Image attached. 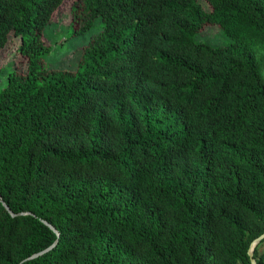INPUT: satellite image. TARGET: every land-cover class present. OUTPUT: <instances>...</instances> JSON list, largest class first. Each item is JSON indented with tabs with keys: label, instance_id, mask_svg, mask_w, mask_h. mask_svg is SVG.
Instances as JSON below:
<instances>
[{
	"label": "trees",
	"instance_id": "obj_1",
	"mask_svg": "<svg viewBox=\"0 0 264 264\" xmlns=\"http://www.w3.org/2000/svg\"><path fill=\"white\" fill-rule=\"evenodd\" d=\"M64 1L0 0V51L13 33L27 62L0 68V264H251L264 0H75L69 38L98 32L53 55ZM204 25L229 44L199 41Z\"/></svg>",
	"mask_w": 264,
	"mask_h": 264
},
{
	"label": "rangeland",
	"instance_id": "obj_2",
	"mask_svg": "<svg viewBox=\"0 0 264 264\" xmlns=\"http://www.w3.org/2000/svg\"><path fill=\"white\" fill-rule=\"evenodd\" d=\"M75 0H65L61 6L53 13L51 24L46 27L44 37L46 45L50 46V53L56 54L58 51H64L72 46H84L90 39V34L95 35L98 32V26H94L91 31L85 33L83 36H75L69 38L73 33V28L70 26L71 13L70 7ZM201 5L206 9L207 5L200 0ZM9 35L5 47L0 51V68L6 75V71L15 70L19 74H25L27 62L26 59L16 53V49L20 44V40L12 35ZM197 39L202 43L216 48L223 47L229 44V40L222 34L217 26L204 25L197 35ZM61 44V45H60ZM56 45V46H55ZM57 47V48H56ZM254 53L257 62L260 65L261 75L264 79V48L261 45L254 46ZM81 50L75 53H67L59 62L53 66L59 69H73L75 65V58L80 54ZM3 75V76H5ZM260 254L264 253V241L256 246Z\"/></svg>",
	"mask_w": 264,
	"mask_h": 264
},
{
	"label": "water",
	"instance_id": "obj_3",
	"mask_svg": "<svg viewBox=\"0 0 264 264\" xmlns=\"http://www.w3.org/2000/svg\"><path fill=\"white\" fill-rule=\"evenodd\" d=\"M5 209L13 216V214L9 211L8 207L3 204ZM20 215V214H18ZM45 225H47L52 231H55L49 224H47L46 222H44ZM264 240V233L261 234L259 237H257L250 245L249 247V250H248V255L250 257V262L251 264H256L253 257H252V252H253V249L257 246V244H259L260 242H262ZM56 245V241L51 245L49 246L47 249H45L44 251H41L39 253H36V254H33L31 255L30 257H28L26 260H31V259H34V258H37L39 256H41L42 254H44L45 252H47L48 250H50L52 247H54ZM25 260V261H26Z\"/></svg>",
	"mask_w": 264,
	"mask_h": 264
}]
</instances>
